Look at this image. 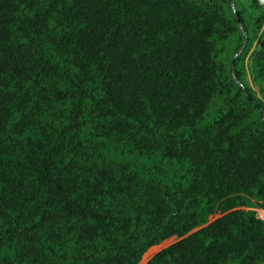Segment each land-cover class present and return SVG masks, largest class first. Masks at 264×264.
<instances>
[{"label": "trees", "instance_id": "obj_1", "mask_svg": "<svg viewBox=\"0 0 264 264\" xmlns=\"http://www.w3.org/2000/svg\"><path fill=\"white\" fill-rule=\"evenodd\" d=\"M249 3L0 0V264H264Z\"/></svg>", "mask_w": 264, "mask_h": 264}, {"label": "rangeland", "instance_id": "obj_2", "mask_svg": "<svg viewBox=\"0 0 264 264\" xmlns=\"http://www.w3.org/2000/svg\"><path fill=\"white\" fill-rule=\"evenodd\" d=\"M223 1V5L226 7L227 5H230L231 8H235L237 14L241 17H249L250 15H258V12L252 11V9L250 8V3L249 0H222ZM232 40H233V36L231 38H229V40L227 41V50H228V55H230L232 53L231 49H232ZM246 60H244V64L245 65ZM243 83L245 84L246 87H249V89L253 92V95L256 99H258L262 104V100L258 94V89L253 85V83L251 82L249 76L246 74L244 76L243 79ZM264 105V104H263ZM206 117H204L203 120H205ZM215 217H209L208 221H212ZM166 245H162V246H158L148 252H146L143 256L142 259L140 261V264H144L145 262L148 261L149 258H151L156 252H158L159 250H161L162 248H164Z\"/></svg>", "mask_w": 264, "mask_h": 264}, {"label": "built area", "instance_id": "obj_3", "mask_svg": "<svg viewBox=\"0 0 264 264\" xmlns=\"http://www.w3.org/2000/svg\"><path fill=\"white\" fill-rule=\"evenodd\" d=\"M257 218L264 223V211L259 210L257 213Z\"/></svg>", "mask_w": 264, "mask_h": 264}]
</instances>
